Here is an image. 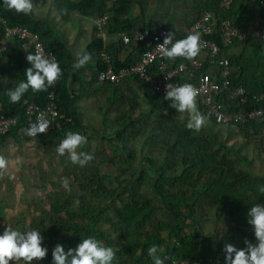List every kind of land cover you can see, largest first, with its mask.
<instances>
[{
  "label": "trees",
  "instance_id": "16d2710c",
  "mask_svg": "<svg viewBox=\"0 0 264 264\" xmlns=\"http://www.w3.org/2000/svg\"><path fill=\"white\" fill-rule=\"evenodd\" d=\"M50 1L64 18L72 11L91 18L108 15V31L125 33L130 37L128 45L133 51L125 61H121L118 56L124 44L122 38L121 43L115 45L116 50L108 47L101 36L96 35L91 40L87 45L91 60L86 65H93L95 68L94 80H100L101 72L109 66L105 55L111 58L117 72L122 68H130L150 48L146 40L139 38V34L147 30L152 33L156 29L166 28L169 32H174V39H183L187 36L186 28L205 10L215 11L218 22L230 19L242 31L260 29L263 32L261 37L249 36L244 41L235 37L233 44L227 47L225 52L237 68L232 79L234 85L239 83L249 91L264 92L263 0H231L229 9L221 6L222 0H197L199 3L194 6L199 5V8L194 9L198 12L193 18H188L184 31L178 33L163 25V21H156L150 16L145 18L143 10L133 14V0ZM255 13L261 17L256 27L251 24ZM0 16L6 21V24L0 22V112L11 114L17 120L10 130L0 133V146L11 139L19 141L18 134L32 123L26 115V101L33 100L40 107H45L51 91L56 95L58 116L52 131L37 135L42 144L48 146L55 139L61 140L69 131H85L84 127H80L81 111L74 103L75 92L69 85L75 54L58 33L55 25L40 18L35 8L30 15L8 11L3 6V0H0ZM141 16L144 19L139 26ZM6 26H22L38 33L45 47L56 55L63 72L55 86L39 93L29 89L18 104L9 102L7 91L13 89L20 81H26L25 71L31 66L26 57L30 52H35L31 50L24 54L23 40L18 37L5 38ZM218 27L220 28L219 23ZM215 33L217 39L213 35L212 38L222 45L223 38L219 30ZM165 60L170 64H177L183 58ZM157 73H160L159 63L154 62L149 66L148 74L154 77ZM125 80L141 88L145 102L149 103L148 113L158 118L168 110L174 111V108L169 107L170 102L164 100L165 91L153 89L152 80L128 75L119 82L101 81L110 85L113 93L121 92L123 95L124 91L120 88ZM199 102L200 111L207 119L214 121L206 112L202 101ZM129 104L132 110L133 100H130ZM130 110L127 117H124L123 112L121 117L118 114L114 118L117 127H108L109 131L105 136L114 146L111 153L104 155L100 164L97 163L94 168L88 167L87 171L76 173L77 183L73 180H70V183L77 185L70 186L71 191L60 189V199L54 200L48 209L34 215L28 227L19 222L18 226L12 228L22 232H41L42 247L47 248L48 253L44 259L34 261L33 264H52V251L58 243L67 251L75 248L82 239L90 237L115 250L114 264H153L147 254L152 245L159 246L158 254L161 257L171 258L166 264H172L174 259L180 263L186 260L188 264L196 261H200V264H212L213 260L225 264L224 245L215 244L213 232H208L205 228L207 215L200 212L204 206L213 211L214 221L221 224L220 231L230 232L232 236L238 237L235 247H246V239L257 243L254 230L248 224L247 212L253 205L264 204V194L258 191V186L264 185V175L236 168L233 159L227 157V154L233 153V148L220 143L210 130L203 129L196 133H179L172 142H168L162 158L143 151V156L137 162L138 150H134L129 137L133 134L135 123L144 115L133 117ZM158 120L163 125L154 133L159 135L166 128V131L170 130V134L174 133L171 127L175 119L170 113L167 119ZM262 125L264 120L260 119L238 127H243L246 132L261 140L259 129ZM203 133L219 143V147L224 150V156L219 158V155L211 152L209 144L199 138ZM262 148L264 149V146ZM175 153L180 155L179 165L170 159ZM118 157L121 161L120 165L115 167V172L119 176L115 179L118 180L117 184L114 185L112 173L107 172L105 175L102 168ZM79 179L84 181L80 182ZM142 188L146 190L143 191ZM20 264H23V261Z\"/></svg>",
  "mask_w": 264,
  "mask_h": 264
},
{
  "label": "rangeland",
  "instance_id": "374dc122",
  "mask_svg": "<svg viewBox=\"0 0 264 264\" xmlns=\"http://www.w3.org/2000/svg\"><path fill=\"white\" fill-rule=\"evenodd\" d=\"M197 3H199L197 0H133L132 12L138 14L143 10L145 18L150 16L156 21H163V25L169 26L178 33V29L185 25L188 18H193L198 12L199 5L194 6ZM50 7L53 9L52 4ZM54 13L61 15L56 8ZM256 13L251 23L254 27L258 26L261 21V17ZM49 15L52 14L49 13ZM52 17L54 16L52 15ZM85 17L76 11H72L66 18L59 16L56 24L61 32L76 31L86 25L85 23L88 24V22H83ZM143 19L144 17L141 16L140 20L143 21ZM89 21L91 22V20ZM130 83V88L126 85L120 88L124 91L125 97L116 101L115 107L117 106L116 112H119L120 117L123 112L124 117H127L130 110V100H133L134 108L130 110L132 116L144 115L135 123L133 134L129 137L132 140L134 150H138L137 162L143 156V151L162 158L168 142H172L179 133L192 131L186 128L187 114L181 115L176 109L160 114L159 119H167L169 113L174 117L175 123L171 127L174 133L170 134V130L166 131L167 128L163 132L161 131L159 135L154 133V131L158 132L159 127L163 124L157 116L148 113L149 103L145 102L141 88L135 86L133 82ZM197 107L199 109L198 103ZM207 121L203 130H210L209 132L213 133V137L215 135L220 143L226 144L228 148H233V155L227 154V157L233 159L236 168L240 171H253L258 175H264V149L258 137L249 134L243 127L218 125L209 119ZM192 132L196 133V131ZM18 137V144L11 139L0 146V155L9 161L7 173L0 177V235L3 234L6 227L15 228L19 222L28 227L34 215L43 209H48L54 200L60 199L59 191L63 188L61 185L62 178L67 176L69 181L73 180L77 183L76 173H83L87 171L88 167L94 168L93 166L97 163L100 164L102 157L109 155L108 153H111L114 148L110 141L104 138L101 141H88L85 147L79 150L88 152L94 156V159L87 166L80 167L72 165L70 162L66 163V157H61L54 151L61 141L59 139H55L50 145L45 146L38 137L32 138L25 135V130L20 132ZM199 138L209 144L212 153L219 155V158L224 156V150L219 147V143L214 142L208 134H200ZM179 157L180 155L175 153L171 155L170 159L179 165ZM120 161L119 157L115 158L102 168L103 174L112 173L114 185L117 184L118 180L115 179L119 176L115 172V167L120 165ZM9 174L14 175L15 179L10 180ZM79 181L84 180L79 179ZM73 185L77 184L70 183V186ZM142 190L145 191L146 189L142 188ZM200 212L207 215L205 228L208 232H213L212 237L215 244L231 243L237 246L238 237L232 236L230 232L225 233L219 230L221 224L214 221L213 211L210 208L204 206ZM159 215L161 214L159 213Z\"/></svg>",
  "mask_w": 264,
  "mask_h": 264
},
{
  "label": "clouds",
  "instance_id": "9594fccd",
  "mask_svg": "<svg viewBox=\"0 0 264 264\" xmlns=\"http://www.w3.org/2000/svg\"><path fill=\"white\" fill-rule=\"evenodd\" d=\"M3 6L8 11L30 15L33 12V0H3ZM202 14V13H201ZM200 14V15H201ZM174 32L165 34L164 41L158 45L162 58L176 60L183 58L192 60L201 50V37L198 32L189 33L183 39H174ZM26 60L31 65L25 71L26 81H20L13 89L7 91L11 104H18L22 97L31 89L34 93L45 92L56 84L63 72L55 60L46 58L37 46L35 54L27 55ZM91 60L89 53H77L74 69L85 66ZM199 90L190 83L173 86L168 83L165 89L164 100L170 102L169 107L174 108L179 114H187L186 128L199 132L207 124L206 116L197 107ZM51 122L44 116L38 117L25 129V135L36 138L38 134L46 133ZM88 143L87 137L79 132L69 131L61 140L54 151L61 157H66V163L85 167L94 159L86 151H80ZM9 167V161L0 155V177L4 176ZM8 178L14 180L15 176L9 174ZM64 189L71 191L69 178L61 179ZM258 191L264 194V185L258 186ZM248 224L254 230L257 243L245 240L246 247L238 249L231 243H226L223 248L225 264H264V204H256L247 212ZM71 235V233H69ZM43 236L37 230L22 232L6 227L0 235V264H33L47 256L48 249L42 247ZM160 248L152 245L148 248V256L153 264H166L171 259L161 257ZM116 252L110 246H105L95 238H84L75 247L65 251L62 244H56L52 251V264H114ZM175 264V261H172Z\"/></svg>",
  "mask_w": 264,
  "mask_h": 264
},
{
  "label": "built area",
  "instance_id": "2783aa9c",
  "mask_svg": "<svg viewBox=\"0 0 264 264\" xmlns=\"http://www.w3.org/2000/svg\"><path fill=\"white\" fill-rule=\"evenodd\" d=\"M261 4L264 5V0ZM230 5L231 0L221 1V6L224 9H229ZM0 22L6 24L5 19L1 16ZM108 23V15L95 19L99 35L105 34ZM216 30H219L223 38L222 45L212 38V35H216ZM5 32V38L18 37L23 40L24 54L31 50L36 52L37 46H39V51L46 58L58 63L56 55L45 47L38 33L22 26H6ZM192 32L200 34V53L204 57L198 55L192 60L183 59L177 64H170L161 57L158 48V45L163 43L165 34L169 31L166 28L156 29L152 33L147 30L145 33L139 34V38L146 40L150 48L141 55L138 61L130 68H122L117 72L111 58L105 55L104 58L109 66L107 70L101 72L100 80L119 82L128 75H138L148 81L152 80V87L155 91H165L168 83H172L173 86L190 83L199 90L197 99L202 101L206 112L218 125L239 126L260 119L264 120V92L249 91L239 83L234 85L232 79L237 68L232 64L229 54L225 52V49L233 44L235 37H238L239 41H244L249 36L261 37L263 32L260 29L242 31L230 19H222L218 22L217 15L212 10L203 11L199 18L185 30L187 35ZM121 38L126 44L130 42V37L126 34L122 33ZM154 62L159 63L160 73L152 77L148 74V70ZM55 96V92L51 91L45 107H40L33 100L26 101L28 121L34 123L38 117L44 116L51 122L44 134L52 131L57 120L58 104L55 101ZM16 123L17 120L13 115L0 112V133L7 132ZM259 130L260 141L264 146V125ZM174 261L175 264H188L186 260L181 261V263L176 259ZM193 264H200V261ZM212 264L221 263L219 260H213Z\"/></svg>",
  "mask_w": 264,
  "mask_h": 264
},
{
  "label": "crops",
  "instance_id": "0c3cea01",
  "mask_svg": "<svg viewBox=\"0 0 264 264\" xmlns=\"http://www.w3.org/2000/svg\"><path fill=\"white\" fill-rule=\"evenodd\" d=\"M51 4L52 1L50 0H33L36 14L40 18L49 20L55 25L58 33L64 38L67 46L74 52L75 62L77 53L90 54L87 50V45L94 37H96V35L101 36L98 34L97 30L95 31V28L97 29V26L95 25L96 17H85L83 22H88V24L85 23L87 26L84 25L81 29L76 31L68 30L67 32H61L56 24L60 15L59 13H54L55 8L52 4V9L50 7ZM49 13H51L54 17H52V15L50 16ZM89 20H91V22ZM142 22L143 21L139 22V26H141ZM108 25L105 28V34L101 37L104 39V42L108 47H111L112 50H116L117 47H115V45L121 43L122 34L109 32ZM185 26L186 24L181 26L178 31H184ZM214 36L217 39L218 36ZM122 45V49L119 47L120 52L118 53V56L121 61H125L133 49H131V46L126 43ZM199 55L204 57L202 53H199ZM92 66L93 65H85L78 70L73 69L69 79V85L75 92L74 103L78 110L81 111L82 119L80 127H84L85 129V131L82 129V132L79 133L85 135L87 140L90 142L101 141L103 138L107 139L105 134L108 132V127H117V124L114 122V118L118 116V113L116 112L117 106L115 107V103L121 98H124V94L122 95V93H113L112 89L109 87L110 85H107L106 83L103 84V82L99 79L94 80L93 77L95 74V68ZM125 78H127V76ZM124 85L130 88L131 83H129L128 80H125V82L122 83V86ZM197 103L198 105L200 104L199 99H197ZM65 137L66 136L61 138V140Z\"/></svg>",
  "mask_w": 264,
  "mask_h": 264
}]
</instances>
